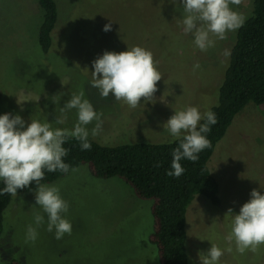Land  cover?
Segmentation results:
<instances>
[{"label":"rangeland","instance_id":"obj_1","mask_svg":"<svg viewBox=\"0 0 264 264\" xmlns=\"http://www.w3.org/2000/svg\"><path fill=\"white\" fill-rule=\"evenodd\" d=\"M254 0L231 5L245 18ZM58 21L53 45L43 53L39 28L44 11L38 0H0V115H20L25 127L31 119L50 122L54 128L72 129L76 110L66 113L64 124L56 119L73 93H84L98 113L103 130L96 137L102 145L163 143L172 137L164 124L176 110L195 106L201 113L218 103V90L229 65L236 31L228 32L215 47L202 52L194 36L185 34L180 0H55ZM111 24L105 32L104 26ZM133 46L150 50L163 78L154 101L143 98L130 108L107 99L91 86L92 62L105 51L122 52ZM199 62L200 68L193 70ZM55 101V102H54ZM95 121L87 127L89 131ZM219 182L220 204L195 196L187 208L186 231L189 264H201L211 243L226 249L233 215L250 200L256 189L264 195V114L249 104L238 114L209 161ZM48 185L58 186L69 202L64 214L72 224L71 235L55 239L47 215L35 193L13 197L4 214L0 237V264H160L157 248L150 243L153 231L151 203L137 199L117 178L93 176L86 165ZM231 209L232 213H229ZM45 216L35 243L25 242L34 214ZM211 241V242H210ZM220 264H264V245L255 253L240 254L234 243ZM9 258V259H7Z\"/></svg>","mask_w":264,"mask_h":264},{"label":"clouds","instance_id":"obj_2","mask_svg":"<svg viewBox=\"0 0 264 264\" xmlns=\"http://www.w3.org/2000/svg\"><path fill=\"white\" fill-rule=\"evenodd\" d=\"M176 0H174V3ZM183 5L184 17L181 21L185 34L194 36V45L202 52L215 47L216 40L227 38L228 32L238 30L245 23V17L234 11L231 5L239 6L242 0H180ZM105 32L111 30V24H106ZM230 50L223 52L230 56ZM91 86L98 89L101 98L107 99L111 94L116 101H122L132 109L140 106L143 98L146 102L154 101L158 91L157 83L163 78L158 70L153 53L141 46L127 48L126 51H105L93 62ZM200 68L199 62L193 65V70ZM55 102V101H54ZM76 110L77 121L72 129L54 128L52 123L31 119L25 127V121L20 115L10 113L0 115V181L5 187L0 189V195L16 196L18 190L36 185L35 201L47 215L49 233L54 231L55 239L59 240L65 234L71 235L72 224L64 214L69 211V202L63 199L58 186L43 184L45 171H61L68 173L70 165L64 162L69 149L63 147L66 141L74 138L80 142L82 150H91L89 136L96 137L103 130V113H98L92 103L84 98L81 91L73 93L64 103L60 112L64 114L56 119V124H64L66 113ZM95 121L89 131L88 125ZM203 121V123H201ZM218 122L217 116L211 110L201 113L195 106H187L176 110L164 124L165 130L172 137L169 143L179 141L172 152L171 171L169 177L179 178L184 172L180 161L191 162L199 160V153L212 147L207 138L211 125ZM160 165H157L159 167ZM72 171H76L72 168ZM250 200L242 205L239 214L233 215L230 232L224 237L229 244L226 249L211 243L206 254H200L201 264H220L225 251H233L232 244L238 253L246 251L257 252L264 245V195L253 189ZM229 213L231 209H229ZM34 223L27 226L25 242L38 238V228L45 223V216L39 212L34 214ZM211 242V241H210Z\"/></svg>","mask_w":264,"mask_h":264},{"label":"trees","instance_id":"obj_3","mask_svg":"<svg viewBox=\"0 0 264 264\" xmlns=\"http://www.w3.org/2000/svg\"><path fill=\"white\" fill-rule=\"evenodd\" d=\"M38 1L44 11L38 41L42 52L47 54L53 45L52 33L58 21L57 4L55 0ZM230 53L229 65L218 90V103L209 109L218 119L206 134L212 147L200 152L196 162L182 159L180 163L185 172L179 178L166 174L172 170V152L179 141L107 146L89 137L91 150H82L80 142L74 138L66 141L63 147L69 149V153L64 162L70 165L69 172L45 171L41 183H53L68 175L72 168L82 165L97 178L123 181L137 199L151 203L153 231L149 241L157 248L160 264H189L187 208L197 195L213 205L220 204L219 182L209 167L215 148L235 117L249 104H254L264 114V0L253 1L251 15L237 30ZM4 187L0 181V189ZM35 191L33 182L18 190L17 195ZM13 197L0 195V237L4 232V214Z\"/></svg>","mask_w":264,"mask_h":264}]
</instances>
